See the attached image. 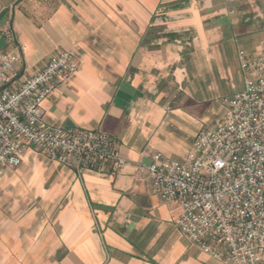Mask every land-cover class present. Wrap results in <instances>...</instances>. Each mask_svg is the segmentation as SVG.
I'll return each mask as SVG.
<instances>
[{
  "label": "crops",
  "instance_id": "crops-1",
  "mask_svg": "<svg viewBox=\"0 0 264 264\" xmlns=\"http://www.w3.org/2000/svg\"><path fill=\"white\" fill-rule=\"evenodd\" d=\"M0 51L22 80L63 51L77 71L43 103L68 133L112 136L123 168L81 173L30 147L0 176V264H226L153 191L156 154L184 161L264 53V0H0Z\"/></svg>",
  "mask_w": 264,
  "mask_h": 264
},
{
  "label": "built area",
  "instance_id": "built-area-1",
  "mask_svg": "<svg viewBox=\"0 0 264 264\" xmlns=\"http://www.w3.org/2000/svg\"><path fill=\"white\" fill-rule=\"evenodd\" d=\"M240 58L245 87L223 100L222 121L198 134L186 160L156 154L148 174L161 200L181 206L177 227L192 244L226 264H264V53ZM19 61L0 51V176L30 147L78 173L127 164L112 136L68 133L43 118L44 101L77 71L71 52L26 80Z\"/></svg>",
  "mask_w": 264,
  "mask_h": 264
}]
</instances>
